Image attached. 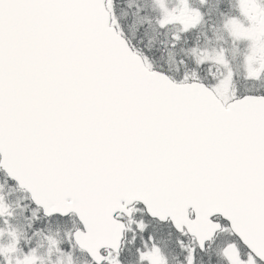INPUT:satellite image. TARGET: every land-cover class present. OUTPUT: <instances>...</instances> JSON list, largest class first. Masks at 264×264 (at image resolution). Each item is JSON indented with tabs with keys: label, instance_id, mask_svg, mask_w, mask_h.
<instances>
[{
	"label": "snow or ice",
	"instance_id": "obj_1",
	"mask_svg": "<svg viewBox=\"0 0 264 264\" xmlns=\"http://www.w3.org/2000/svg\"><path fill=\"white\" fill-rule=\"evenodd\" d=\"M0 264H264V0H0Z\"/></svg>",
	"mask_w": 264,
	"mask_h": 264
},
{
	"label": "rangeland",
	"instance_id": "obj_2",
	"mask_svg": "<svg viewBox=\"0 0 264 264\" xmlns=\"http://www.w3.org/2000/svg\"><path fill=\"white\" fill-rule=\"evenodd\" d=\"M21 199H22V197H21Z\"/></svg>",
	"mask_w": 264,
	"mask_h": 264
}]
</instances>
